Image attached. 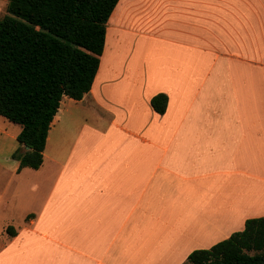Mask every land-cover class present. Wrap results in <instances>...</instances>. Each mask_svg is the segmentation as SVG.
I'll list each match as a JSON object with an SVG mask.
<instances>
[{
    "label": "crops",
    "instance_id": "obj_1",
    "mask_svg": "<svg viewBox=\"0 0 264 264\" xmlns=\"http://www.w3.org/2000/svg\"><path fill=\"white\" fill-rule=\"evenodd\" d=\"M16 163L0 264H183L242 231L264 216V0H119L90 91Z\"/></svg>",
    "mask_w": 264,
    "mask_h": 264
},
{
    "label": "trees",
    "instance_id": "obj_2",
    "mask_svg": "<svg viewBox=\"0 0 264 264\" xmlns=\"http://www.w3.org/2000/svg\"><path fill=\"white\" fill-rule=\"evenodd\" d=\"M119 0H7L0 20V117L20 126L11 158L37 170L63 97L79 101L97 73L106 23ZM162 115L167 96L150 99ZM5 232L15 234L8 226ZM183 264H264V216L209 249L194 250Z\"/></svg>",
    "mask_w": 264,
    "mask_h": 264
},
{
    "label": "rangeland",
    "instance_id": "obj_3",
    "mask_svg": "<svg viewBox=\"0 0 264 264\" xmlns=\"http://www.w3.org/2000/svg\"><path fill=\"white\" fill-rule=\"evenodd\" d=\"M5 15H6V3L0 2V20ZM19 131H20L19 125L10 123L4 118L0 117V188H3L5 184L14 182L13 180L14 177L13 175L10 176V172L12 171V167L17 166V163L16 161H13V159L11 158V154L16 149H19L20 152L25 151V148L19 146L15 139ZM5 195H6L5 197L8 196L7 192L5 193ZM8 218H10V216H7V219H5L4 221L0 219V231L4 227L3 222L8 223L6 225H13V226L15 225V224H11V220ZM15 222L16 220H14V223Z\"/></svg>",
    "mask_w": 264,
    "mask_h": 264
},
{
    "label": "water",
    "instance_id": "obj_4",
    "mask_svg": "<svg viewBox=\"0 0 264 264\" xmlns=\"http://www.w3.org/2000/svg\"><path fill=\"white\" fill-rule=\"evenodd\" d=\"M25 150H29V148L28 147H25Z\"/></svg>",
    "mask_w": 264,
    "mask_h": 264
}]
</instances>
